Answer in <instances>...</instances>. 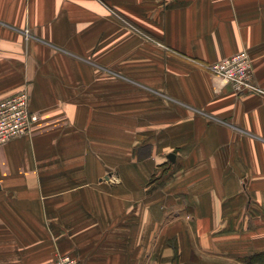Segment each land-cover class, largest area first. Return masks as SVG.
<instances>
[{"label":"crops","instance_id":"crops-1","mask_svg":"<svg viewBox=\"0 0 264 264\" xmlns=\"http://www.w3.org/2000/svg\"><path fill=\"white\" fill-rule=\"evenodd\" d=\"M241 50L264 88V0H0V100L38 116L0 145V264H264V97L189 60Z\"/></svg>","mask_w":264,"mask_h":264},{"label":"built area","instance_id":"built-area-1","mask_svg":"<svg viewBox=\"0 0 264 264\" xmlns=\"http://www.w3.org/2000/svg\"><path fill=\"white\" fill-rule=\"evenodd\" d=\"M246 52L240 51L218 61L203 63L205 70L220 78L236 92L246 93L254 90L264 94L256 87L253 69ZM28 91H21L0 100V145L22 134L31 132L38 116L29 106ZM47 264H81L80 259L70 253H57Z\"/></svg>","mask_w":264,"mask_h":264},{"label":"rangeland","instance_id":"rangeland-1","mask_svg":"<svg viewBox=\"0 0 264 264\" xmlns=\"http://www.w3.org/2000/svg\"><path fill=\"white\" fill-rule=\"evenodd\" d=\"M112 11V10H111ZM114 11V10H113ZM112 11V13L114 14V12ZM116 16H117V18L122 22V24L123 25H125V26H127V28L129 27L130 29H131V31H133V32H136V33H138V35H141V36H143L142 34H143V32L142 31H140L139 29H137V30H134V27H133V25L131 24V22L129 21V20H127L126 18H124V17H122L121 15H119L118 13L116 14ZM142 32V33H141ZM241 51H244V52H246V54H247V56H248V59H249V63H250V65H251V67H252V69H253V80H254V83L256 84V87H258L259 89H262V90H264V88L263 87H261L257 82H256V80H255V77H254V64H253V62H252V60H251V57H250V55H249V53L247 52V51H245V50H241ZM238 52H240V51H238ZM235 53H237V52H235ZM235 53H233V54H235ZM233 54H230V55H233ZM230 55H228V56H230ZM228 56H225V57H228ZM225 57H222V59L223 58H225ZM189 60H191L190 61V64H193V65H196V66H200L201 68H203L204 70H205V68L202 66L203 65V63H205V62H202V61H198V60H195V59H193V58H189ZM210 63V62H209ZM205 71H207V70H205ZM208 73H209V71H207ZM210 74V73H209ZM210 75H212V74H210ZM212 76H214V75H212ZM214 77H216V76H214ZM218 78V77H217ZM220 79V78H219ZM226 85H228L227 83H226ZM232 89V88H231ZM234 92H236L235 90H233ZM237 94H242L241 92H236ZM246 93H251V94H255V95H259L260 97H264V94H262L260 91H257V90H254V91H252V92H246ZM246 93H243V94H246ZM73 255V254H72ZM76 256V255H75ZM78 257V256H77Z\"/></svg>","mask_w":264,"mask_h":264},{"label":"trees","instance_id":"trees-1","mask_svg":"<svg viewBox=\"0 0 264 264\" xmlns=\"http://www.w3.org/2000/svg\"><path fill=\"white\" fill-rule=\"evenodd\" d=\"M255 256L253 255V256H251V258H254Z\"/></svg>","mask_w":264,"mask_h":264},{"label":"water","instance_id":"water-1","mask_svg":"<svg viewBox=\"0 0 264 264\" xmlns=\"http://www.w3.org/2000/svg\"><path fill=\"white\" fill-rule=\"evenodd\" d=\"M169 158L171 159V155L169 156ZM173 160V159H172Z\"/></svg>","mask_w":264,"mask_h":264}]
</instances>
